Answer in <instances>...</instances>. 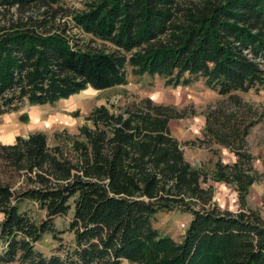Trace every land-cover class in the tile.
<instances>
[{"label":"trees","instance_id":"1","mask_svg":"<svg viewBox=\"0 0 264 264\" xmlns=\"http://www.w3.org/2000/svg\"><path fill=\"white\" fill-rule=\"evenodd\" d=\"M63 1L0 0V115L126 84L129 66L174 86L201 78L232 102L209 111L205 137L236 156L214 176L240 209L222 211L210 172L186 159L172 107L101 105L54 146L43 132L0 144L1 165L23 177L18 189L0 180V264H264V218L245 200L259 179L247 138L262 114L234 94L264 91V0H86L75 12ZM75 28L113 48L84 44ZM72 205L65 241L55 219ZM176 210L192 216L180 241L155 227ZM46 233L58 241L51 255L37 247Z\"/></svg>","mask_w":264,"mask_h":264},{"label":"rangeland","instance_id":"2","mask_svg":"<svg viewBox=\"0 0 264 264\" xmlns=\"http://www.w3.org/2000/svg\"><path fill=\"white\" fill-rule=\"evenodd\" d=\"M86 0H64L63 6L71 12L85 8ZM16 13V10H12ZM70 20V17H66ZM65 20V19H64ZM83 38V43L93 47L110 50L111 44L94 40L90 36L74 32ZM127 83L107 89L98 90L88 87L69 98L61 99L53 104L30 105L26 103L19 110L0 115V144H9L17 136L27 137L35 132L47 135L48 143L54 146L57 135L67 132L75 135L86 123L89 114L98 106L106 105L112 110L124 109L127 105L151 98L155 103L170 106L176 117L170 122V128L182 144L186 159L195 167L210 172V179L205 186H213L214 200L222 211L236 212L240 209V194L230 184L219 181L215 176L218 161L233 162L235 154L223 145L206 140V116L210 110L218 106L232 105L229 95H221L208 88L203 79L196 80L188 86L168 84L167 79L160 75H138L132 67L127 69ZM239 99L253 107V111L262 114L261 121L254 125L247 138L249 151L254 156V167L259 179L253 183L245 195L247 206L258 211L264 218V91L250 90L235 92ZM0 180L13 184L18 189L23 185V177L11 172L0 163ZM23 209L30 208L37 220L46 218L45 211L37 209L32 203L25 201ZM74 205L69 213L55 219L56 226L65 230L62 234L65 241L73 237L66 231L71 221ZM192 216L180 210L160 212L155 221V227L163 234L180 241L187 229ZM58 245L52 234L46 233L38 242L37 247L47 255H51ZM0 244V253L3 251ZM19 264V263H8Z\"/></svg>","mask_w":264,"mask_h":264},{"label":"crops","instance_id":"3","mask_svg":"<svg viewBox=\"0 0 264 264\" xmlns=\"http://www.w3.org/2000/svg\"><path fill=\"white\" fill-rule=\"evenodd\" d=\"M15 140H16V138H15ZM15 140H13V138H12V141H11V143H9V144H12V143H14V142H15Z\"/></svg>","mask_w":264,"mask_h":264}]
</instances>
